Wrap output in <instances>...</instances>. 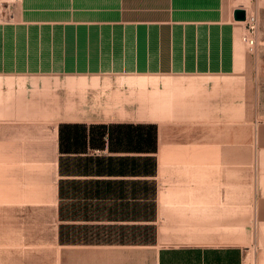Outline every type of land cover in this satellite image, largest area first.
I'll list each match as a JSON object with an SVG mask.
<instances>
[{
  "label": "crops",
  "instance_id": "obj_1",
  "mask_svg": "<svg viewBox=\"0 0 264 264\" xmlns=\"http://www.w3.org/2000/svg\"><path fill=\"white\" fill-rule=\"evenodd\" d=\"M238 7L0 0V264H264Z\"/></svg>",
  "mask_w": 264,
  "mask_h": 264
},
{
  "label": "rangeland",
  "instance_id": "obj_2",
  "mask_svg": "<svg viewBox=\"0 0 264 264\" xmlns=\"http://www.w3.org/2000/svg\"><path fill=\"white\" fill-rule=\"evenodd\" d=\"M255 9L253 10V12ZM264 11V9H263ZM260 36L256 39V52L249 53V70L246 71L247 87V126L249 176L254 175L256 151L254 144H261L259 132L264 128V12L258 15ZM255 50V49H254ZM244 74V73H243ZM154 81V78L152 79Z\"/></svg>",
  "mask_w": 264,
  "mask_h": 264
},
{
  "label": "built area",
  "instance_id": "obj_3",
  "mask_svg": "<svg viewBox=\"0 0 264 264\" xmlns=\"http://www.w3.org/2000/svg\"><path fill=\"white\" fill-rule=\"evenodd\" d=\"M247 30L243 36V40L248 43L251 51H254L256 46V31L258 24V16L255 12L247 13ZM242 264H254L250 258H245Z\"/></svg>",
  "mask_w": 264,
  "mask_h": 264
},
{
  "label": "water",
  "instance_id": "obj_4",
  "mask_svg": "<svg viewBox=\"0 0 264 264\" xmlns=\"http://www.w3.org/2000/svg\"><path fill=\"white\" fill-rule=\"evenodd\" d=\"M247 12L245 8L238 7L234 11V17L236 20H246Z\"/></svg>",
  "mask_w": 264,
  "mask_h": 264
}]
</instances>
